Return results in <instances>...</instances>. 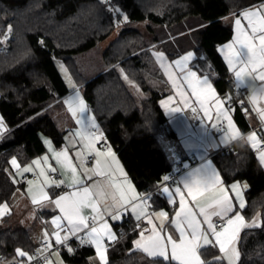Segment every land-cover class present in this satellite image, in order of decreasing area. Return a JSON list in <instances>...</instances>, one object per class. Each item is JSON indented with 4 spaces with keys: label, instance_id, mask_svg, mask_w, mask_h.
Wrapping results in <instances>:
<instances>
[{
    "label": "trees",
    "instance_id": "16d2710c",
    "mask_svg": "<svg viewBox=\"0 0 264 264\" xmlns=\"http://www.w3.org/2000/svg\"><path fill=\"white\" fill-rule=\"evenodd\" d=\"M111 1L127 13L129 22H147L149 28L164 27V32L154 35L152 41L158 42L157 46L170 58L191 49L199 52V67L208 68L241 130L250 131L244 95L236 89L218 46L233 35L227 17L262 0ZM90 23L98 26L89 34ZM115 24L116 17L104 0H0V33L9 26L14 32L8 53L0 43V113L8 129L0 138V202L10 201L19 188L14 180L13 158L27 164L45 154L42 135L50 137L56 147L65 143L66 129L45 110L50 104H59L71 91L56 59L68 63L73 55L95 47L109 36ZM183 30L176 46L173 41H161L169 31L176 34ZM141 34L132 27L121 30L104 51L109 68L104 72L87 79L71 73L77 84H83V96L129 177L139 192L146 194L156 190L163 177L173 171L174 163L158 139L167 122L160 106V99L167 92L151 85L145 76L148 66L139 51L147 42L139 43ZM18 39L23 40L25 48L16 46ZM120 68L142 90L144 97L140 102L123 81ZM212 158L226 183L247 181V205L243 209L246 219L251 221L258 214L262 218L260 227L242 230L238 264H264V168L255 151L240 139ZM151 203L153 208H166L173 213V206L162 196L154 194ZM114 228L119 236L108 249L107 264H151L153 257L134 249L139 230L130 217L116 222ZM35 245L24 227L0 225V263L13 258L18 248L33 252ZM58 254L64 264H101L93 258L95 249L89 245H78L72 252L63 250ZM216 256L218 251L212 247L202 258L212 260ZM221 264L227 263L222 260Z\"/></svg>",
    "mask_w": 264,
    "mask_h": 264
},
{
    "label": "crops",
    "instance_id": "0c3cea01",
    "mask_svg": "<svg viewBox=\"0 0 264 264\" xmlns=\"http://www.w3.org/2000/svg\"><path fill=\"white\" fill-rule=\"evenodd\" d=\"M261 6H264V0L256 2L228 16L227 21L230 22L233 26V35L228 41L218 46V51L220 52L228 69L233 75L236 89L240 90L244 95V101L246 103V108H245L246 114L248 121L251 125L250 131L246 133H244L241 130L240 126L235 120L232 112V108L227 103V99L224 96L220 95V93L216 89L212 77H210L208 74L204 72L203 73L200 72V70L198 69V63L196 61L197 56L194 51L188 50L186 52L181 53L179 56L175 58H170L164 52L159 51L164 54L163 59L162 60L159 59L160 65H163L161 67L163 68L162 71H163L164 79L162 80V84L159 83L158 86L161 88H166L165 92H167L160 99V106L167 118V122L164 126V128L166 129L165 136L171 139V142L169 141V143L165 145L166 146L165 148L163 145L162 146L164 151L170 158V160L174 163L173 171L182 168L183 172L181 173L179 179L182 176L186 178V174L188 172H190L193 169L201 167L202 164L207 163L210 166L209 170H215L219 174L220 180L222 182L221 184L215 186H205L204 181L198 180L197 183L193 186L192 195H189L188 190L184 188L182 184L179 185L168 184L163 180L162 183L159 184L158 188L154 192L142 194L141 192H139L135 183L129 177L126 168L124 167L121 159L116 153H115V159L119 162L118 167L119 169H122V172L115 170L117 166L112 165L111 168L97 169V171L102 172V174L94 175L92 169L96 168L95 159L91 164L87 163L86 158L82 154V151L84 149L83 148L81 149L82 144L83 143L85 144V139L81 135H76V133H83V134L85 133V129L82 130L79 126V125H83L84 123L81 122L80 124L77 123L75 124L74 121H67L66 127H64L66 129L65 143L62 147H56V145L54 144L53 140L50 137L42 135V140L46 147V152L42 156L38 157L41 158L40 160H36L35 158L27 164H20L17 159L13 158L17 161V165L19 166L20 169L31 166L32 171L18 172L17 167L12 165L14 171V180L16 183L19 184V188L16 189L10 201L0 202V205H3L5 203L8 205L7 210L3 213H0V225L5 227L15 226V225L24 227L28 231L32 240L35 243H37L41 239L56 240V233H59L61 238H63V236L65 235H68L69 239L80 233H83L85 236H87V233L88 231H90V228L92 226V223L90 221H89L88 229H81L76 233V235L73 236L67 230L69 225L67 224L66 220L60 219L57 221V223H53V220H56L57 217H62L63 214L60 213L59 209L55 208L53 204H50L48 201H43L41 197L42 191L47 192L50 198L53 192L52 187L44 184V177L40 175L41 169L45 171L49 180L57 179L58 174L60 172H63V175L59 176V178L64 179L66 182H71L72 181L71 166H75L77 168V178L83 181L85 186L91 189V196L93 202L97 203V208L100 210H102L106 205H111L113 203V197L115 196L118 199L121 193H124L126 197H131L133 194L137 196H147V195L153 196L154 194L161 192L163 187L165 186H170V189L172 191H174L176 186H179L181 187V191L185 199L186 207L190 209L193 214H196L197 220L202 222L203 217L198 215L200 207H205L208 204L212 203L216 198H218L220 195V191H219L220 187H223L226 194L230 198H233L235 196V192L231 190V186L233 184L240 186L238 191L241 192L244 204L246 206L247 205L246 189L248 188L247 181L236 180L231 183H226L212 156L214 153L228 147L232 142L238 139L243 140L244 142L249 144L250 147L255 151L258 159L260 153L264 152V150H258L260 135L264 133V116H262V113H264V98L259 97L260 91L264 89V80H260L258 78L259 73L262 71V69L259 67V64H257L256 71H251L252 66L249 65L247 66V69L242 77L243 82L237 81L235 77V71L239 70V68L242 67V65L236 63L235 67H229L228 58H227L228 50L225 47L227 44L233 43L235 40L237 33H236L234 20L235 18H240L238 14L244 12L245 10H257ZM247 23H248L247 20L244 19L241 20L242 26L246 27ZM249 34H250V30H249ZM234 47H239V45L234 44ZM189 51L193 52V59L187 62L188 67L192 71L196 72L197 77H199L201 80L205 76L209 78V82L211 83L212 88L215 90L216 96L219 97L221 100V106L225 111L228 112L229 116L231 117L233 131L236 134L235 139L230 138L231 133L229 132L228 129V121L223 119L222 117L219 120L217 119L216 109L214 107L215 100H213L210 97L208 90L201 88L199 85H196L197 88L201 91L202 95L208 97L207 107L211 109L210 111L211 119H209L208 116H206L205 113L200 109L199 104L197 103V98L194 95H192V89L189 87L185 79V72L182 71L181 68L175 64L176 60L181 59ZM159 87L157 88L160 89ZM178 92H183L185 94V98L189 101L188 106H185L180 103L181 97L178 95ZM253 93L257 94L255 103H253L252 100ZM169 97H172V102L168 105L167 108H165L164 106H162L161 102L168 101ZM88 107L90 108L89 105ZM192 107H195L197 109L195 113L192 111ZM171 108H179L180 110L177 112H172L170 111ZM194 114H197L198 118H195ZM213 124H216L217 127L213 128L212 127ZM181 130L200 132L202 135L198 139L197 138L190 139V138L182 137ZM252 136H254L255 139H249V137ZM226 137H227V142H225ZM47 142H50V144ZM99 145H100L99 151L107 150V148L102 149L103 141L99 142ZM78 150H80V152ZM57 152L67 153V160H65L64 156H61L60 157L61 163H58L55 158V154ZM78 152L81 155L77 156ZM45 157H47L46 163H45ZM99 159L102 162L105 160H109V161L111 160L110 157H105V156H101L99 157ZM33 161H40V164L39 165L33 164ZM179 161H182L183 163L181 165H178ZM81 164L83 165V167H80ZM262 166L264 168V165ZM51 168H56L57 172L55 173L51 172L50 170ZM85 172H87V175H85ZM53 173L56 174L55 177L51 176V174ZM170 173H168L166 176H169ZM25 174L37 175L38 178L29 179L32 181L31 185L28 184L29 180L26 183H20L19 182L20 178ZM88 176H92V179L88 180L87 179ZM125 177L127 179V183L124 182ZM129 185L131 186V190H129ZM244 185H247V187H244ZM76 190H77L76 188H67L64 186H62L61 189H55L58 195H63ZM99 191L103 192L104 194L103 197L98 196L96 194ZM33 197L37 199L38 203L36 204L33 203ZM164 198L166 199V197ZM173 199L175 201L174 204L169 203L166 199L168 204L170 206H173L174 208L172 214H170L169 210H167L166 208H161V207L153 208L151 201L148 202L150 206L146 208V211L150 214L153 212H161V211L168 213L167 218L164 217L157 218L154 215L152 216L153 223L158 228L161 224H163L167 229L168 233H172L174 231V229L172 227H169L168 225L170 221L176 219L175 211L179 210L178 205H179L180 197L174 196ZM134 203H139V201H135ZM238 203H239L238 201L233 200L234 208L238 206ZM125 207L127 208V211L124 213V216L122 217L121 220H123L125 217H130L135 222L136 227H137V223H139V227H137L139 231L134 239V241H136L137 239H140V231L142 229H150L152 225L147 223V217H142V219L138 222L135 219V213L132 212L130 203L126 202ZM243 209H240V214L244 217V224L254 225L260 221L259 220L260 217L258 215L251 221H248L243 213ZM83 215L89 217L90 219L93 215H96V213H93L91 209H84ZM212 219L214 222H216L218 218L214 216L212 217ZM105 221L108 223L109 228L114 233L116 239H118L119 234L115 230L114 224L120 221L112 220L105 213L103 214V220L97 219L95 226L99 228L102 226L103 222ZM246 228L248 227H244L243 225L237 226L238 239L242 230ZM144 234L146 237L148 235H151L150 232H145ZM212 239L214 241V238ZM134 241H133L134 249L139 250L136 248ZM113 242L114 241L108 239L107 235H104L101 241L102 250H105V256L107 261H108V249ZM88 245L95 249V255L93 258L97 261H100L99 256L96 253L95 244L88 243ZM234 247L239 252L238 240L237 242H235ZM213 248H215L218 251V256L224 257L223 260L228 264V259L225 253L219 252V245H215V247ZM20 250L25 251L23 249ZM25 252L27 255L24 258L18 257L17 254H15L13 258L5 260L3 263L0 264H9V262L16 260L22 261V264H25V262L28 260V256H32L34 251L33 252L25 251ZM60 259L62 260L61 257ZM55 261L56 264H58L56 259ZM238 261H236L235 264H238Z\"/></svg>",
    "mask_w": 264,
    "mask_h": 264
},
{
    "label": "snow or ice",
    "instance_id": "6c2138e0",
    "mask_svg": "<svg viewBox=\"0 0 264 264\" xmlns=\"http://www.w3.org/2000/svg\"><path fill=\"white\" fill-rule=\"evenodd\" d=\"M107 5H111V0H104ZM112 11L117 14V19L119 20L118 8H112ZM240 18H235L234 23L236 27V37L233 43L227 44L225 47L228 50V63L229 67H235V64L238 63L242 65L239 70L235 71V77L237 81L243 82L242 77L247 69V66L251 65V71H256V65L259 64V67L262 71L259 73L258 78L264 80V6H261L257 10H245L244 12L238 14ZM124 21H127V16L123 17ZM247 20V26L244 27L241 24V20ZM250 30V34H249ZM8 33L12 32L11 26L8 27ZM0 35H5L0 33ZM7 39V35H5ZM258 41V43H257ZM42 43V41H41ZM239 45V47H234ZM246 50V51H245ZM157 59H163L164 54L161 52L153 53ZM193 59V52L189 51L181 59L176 60L175 64L185 72V79L192 89V95L197 98V103L199 104L200 109L211 119L210 111L207 107L208 97L203 96L201 91L197 88L196 85H199L201 88L207 89L210 97L215 100V109L217 119L221 117L228 121V129L231 133V139L236 138V134L233 131V126L231 122V117L228 112L223 109L221 106V100L216 96L215 90L212 88L209 78L205 76L202 80L197 77L196 72L192 71L187 62ZM163 66V65H161ZM62 70L67 72L66 69ZM121 72L123 70L121 69ZM127 79V76L124 77ZM178 95L181 97L180 103L188 106L189 101L185 98L183 92H178ZM260 98H264V89L259 93ZM257 98V94L253 93V103ZM172 102V97H169L168 101H162L161 104L165 108ZM80 111L85 110L83 101H79ZM179 108H171L170 111L177 112ZM73 115H75V110L72 109ZM192 111L195 113L197 109L192 107ZM264 116V113H262ZM78 123L80 121H77ZM213 128H216L217 125L213 124ZM8 131L7 127L3 122V118L0 117V138L4 137V133ZM76 135L84 136L89 143L86 145L90 150L93 149V144L96 141H103V133L99 131L98 125L93 119L91 121V130L84 135L83 133H76ZM182 137L186 138H199L202 134L200 132H192L189 130H181ZM249 139H255L254 136L249 137ZM225 142H227V137ZM50 144V142H47ZM106 151L95 150V164L96 168L92 169L94 175H101L102 172L97 171L100 168H111L112 165H116V169L122 172V169H119V162L115 159V153L112 152L110 146H106ZM80 153H77L79 156ZM64 156L67 160V153L57 152L55 158L58 163H61L60 157ZM105 156L110 157L111 160L101 161L99 157ZM47 162V157H45V163ZM259 162L261 165H264V152L259 155ZM11 164L17 167L18 172H30L32 171L31 166L24 167L20 169L17 165V161L13 159ZM33 164L39 165L40 161H33ZM80 167H83L81 164ZM209 164H202L201 167L191 170L186 174L185 177H181L179 180L170 177L164 176L163 180L165 182L172 181V184L179 185L182 184L184 188L188 190L189 195L193 193V186L197 183L198 180L204 181L205 186H215L221 184L220 176L215 170H209ZM51 172H57L56 168H51ZM40 175L44 177V184L53 188L52 196L50 198L47 192H41V197L43 201H48L50 204H53L55 208H58L62 217H57L56 220H53V223H57L58 220L63 219L67 221L68 232L73 236L76 235L81 229L89 228V217L83 215L84 209H91L93 215L90 219L92 221V226L90 231H88L86 238L81 239V243H90L95 244L96 253L99 256L101 264H107L105 250H102L101 241L104 235H107L108 239L115 241L116 237L114 233L109 228L108 223L103 222L101 227H96L97 219L103 220V214H107L114 221H121L124 213L127 211L125 207L126 202L131 204L132 212L135 213V219L139 222L142 217H147V223L152 225L150 229H142L140 231V239L134 241V244L137 249L146 253L147 256L153 257L151 264H221V261L224 257L216 256L212 260L202 259V256H205L209 249L219 245V252L225 253L228 264H235L239 260V252L235 249L234 244L238 240L237 226L243 225L244 227H253L252 224H244V217L240 214V209L245 207L242 194L239 189V185L233 184L231 190L235 192V196L230 198L223 187H220V195L212 203L208 204L205 207H200L199 216L203 217V221L196 219V214H193L190 209L186 207L185 199L181 191V187L176 186L174 191L170 189V186L163 187L162 191L157 193L158 196L166 197L169 203H175L173 197L179 196V210L175 211V220L169 222V227H172L174 231L168 233L167 229L163 224L159 228L153 223L152 216L157 218L164 217L167 218L168 213L166 212H153L148 213L146 208L150 205L149 201L152 200L151 195L147 196H137L133 194L131 197H126L124 193H121L117 199L113 197V203L111 205H106L102 210L97 208V203L93 202L91 196V189L85 186L84 182L77 178V168L71 166V176L72 181L66 182L64 179H60L59 176L63 175V172L58 174V178L54 180H49L45 171L41 169ZM87 175V172H85ZM88 180L92 179V176L87 177ZM125 183L127 179L125 177ZM28 184L31 185L32 181L29 180ZM62 186L67 188H76V191L66 193L63 195H58L55 189H61ZM247 187V185H244ZM129 190L131 186L129 185ZM198 190V189H197ZM134 191V190H132ZM98 196L103 197V192L99 191L96 193ZM233 200L238 201V206L234 208ZM139 201V203H134ZM33 203H38L37 199L33 197ZM43 206V205H42ZM8 205L5 203L0 205V213H3L7 210ZM55 210V209H53ZM217 217V221L214 222L212 217ZM186 226V227H185ZM139 227V223H137ZM145 232H150L151 235L145 236ZM178 233V235H177ZM47 235V234H45ZM214 238V241L213 239ZM69 236L65 235L63 238L56 233V244L67 246ZM146 241V242H145ZM47 245V241H45ZM50 247V245H47ZM227 246V247H226ZM68 252H72V248H67ZM16 254L18 257L24 258L27 254L25 251L16 249ZM58 255V253H57ZM32 256H28V260H31ZM3 261V257H0V262ZM9 264H22V261L16 260L11 261ZM39 264V261L37 262ZM44 264H51L48 257H44ZM58 264H63L62 261H59Z\"/></svg>",
    "mask_w": 264,
    "mask_h": 264
},
{
    "label": "rangeland",
    "instance_id": "374dc122",
    "mask_svg": "<svg viewBox=\"0 0 264 264\" xmlns=\"http://www.w3.org/2000/svg\"><path fill=\"white\" fill-rule=\"evenodd\" d=\"M109 8L111 10H112V8H118L120 10L119 20L117 19V14L112 11L114 16L116 17V24H115L116 26L112 30V32L109 34V36H107L105 39L100 41L95 47L89 49L88 51H84L82 53H78V54L73 55L70 58V60L68 61V63H66L62 59H56V64L58 66V69L61 72L64 79L66 80L71 91L68 95H66V97L64 96L65 99H64V97L61 99V101L62 100L63 101L59 102V104H54V105L50 104L49 106H47L45 108V110L47 112H49L51 115H53L55 117V119L57 120V122L59 123L60 126L66 127L67 121H74L75 124L76 123L80 124L81 122L84 123L83 125H79L82 130L85 129L84 135H86L91 130V121L93 119L95 120V123L98 125L99 131L102 132L103 134H104V132H103L97 118L93 114L91 108L88 107V104H87V102L83 96V92L81 90V87L83 84H81V83L77 84V81L74 78V76L72 75L71 71L74 72L76 77L80 76L82 79H87V78L94 77L95 75H97L99 73L104 72L106 69H109V68H107V65H106V62L104 59V51L106 50V48L110 47L112 45V42H114L120 36L121 30L123 28L132 27V28L138 29L142 33L141 34L142 37H141L140 41H139V38H136V40H138L140 44L142 42H145V43L147 42V45L145 46L143 51H139V53L142 54L141 58L146 63V66H148L147 68H145V76H147L149 83L157 88V87H159L158 84L159 83L162 84V80L164 79L163 71H162L163 68L161 67V65L159 63V59H157V57L155 55H153V53H155L157 51L158 52L159 51L164 52V51L161 49V47L159 48L157 46L158 42L153 43L152 40L154 38V35L161 34L162 32H164L165 28L162 26H159V25H153V26L151 25V28H149V27H147V22H136V21L135 22H129V19H127V21H124L123 17L127 16V13L119 5H117L116 3L112 2V1H111V5L109 6ZM127 18H128V16H127ZM97 26L98 25H95L94 23H90V28L88 29L87 32L90 34L92 31H94V29L97 28ZM7 30H8V28H7ZM7 30L4 32V34L7 33L6 34L7 39L4 38L3 39L4 41H2V42L0 41V43L2 44L3 48L7 49V50L6 49H4V50H6L5 52L8 53L9 48L11 47V44L9 41H10V39H12L14 37V32L12 30L11 34H9ZM184 32L185 31L183 30L180 33L178 32L176 34H172L169 31L168 32L169 36L167 35V38H166V36H165V38L163 37L161 39V41L166 42V41L170 40V41H173V43L176 46L175 41H176L177 37L182 35ZM166 33H167V31H166ZM2 36H4V35H2ZM2 36L0 37V39L2 38ZM14 43L16 44L17 47L21 46V47L25 48V44L23 43L22 39H18L17 41L15 40ZM191 50L196 53V56H197L196 59L201 56L199 54V52H197L193 49H191ZM61 66H63V69H66L67 72L63 71ZM121 69L122 68H120L119 71H120V75H121L123 81L126 83L127 87L130 89L135 100L137 102H140L142 97H144L142 90L140 89L138 84L127 75L126 71H124L122 69L123 72H121ZM198 69L200 70V72H202V73L204 72L211 77V74L208 72V68L203 69L202 67H199V64H198ZM125 76H127V79L124 78ZM159 88L161 89V91L162 90L165 91V89H166V88H161V87H159ZM80 100L83 101V105L85 108V110L83 112L80 111V105H79ZM72 109L75 110V115H73ZM0 117H2L1 113H0ZM77 121H80V122L78 123ZM165 134H166V129H164V131L158 135V139L160 140V142L164 146V148L166 147L165 145L167 143H169V141L171 142V139L168 138L167 136H165ZM103 136H104V141H106L110 144V142L107 141V139H106V135L104 134ZM99 142H101V141L94 142L93 149L90 150L86 146L89 142L85 139V144L84 143L82 144L81 149L83 148L84 149L83 151H85L88 155H95V150H100ZM110 147H111L112 152L116 153L115 148L113 147L112 144H110ZM78 151L80 152V150H78ZM40 159L41 158H38V157L36 158V160H40ZM258 216L260 217L259 214H258ZM259 220L260 221L258 223L254 224V227H250V228L260 227L262 224V218L260 217ZM57 253L58 252H55L53 254L52 258H54V259H51V264H56L55 259L57 260V263L59 261H62L60 259L59 255H57Z\"/></svg>",
    "mask_w": 264,
    "mask_h": 264
},
{
    "label": "built area",
    "instance_id": "2783aa9c",
    "mask_svg": "<svg viewBox=\"0 0 264 264\" xmlns=\"http://www.w3.org/2000/svg\"><path fill=\"white\" fill-rule=\"evenodd\" d=\"M5 35L2 36V38L0 39L1 42L4 41L3 39L5 38ZM194 117L198 118V115L194 114ZM106 146H110V145L108 142L103 141L102 149H105ZM258 150H264V133H262L260 135ZM82 154L86 158V161L88 164H91L93 162V160H94L93 155H88L85 151H83ZM182 163H183L182 161H179L178 165H181ZM182 172H183V169L179 168V169L171 172L169 176L179 180V177H180ZM51 176L55 177L56 174L53 173V174H51ZM31 178L37 179L38 176L25 174L24 176H22L20 178L19 182L20 183H26ZM167 183L172 184V181L170 180ZM149 193H152V192H149ZM89 221L92 223L91 219H89ZM82 238H86V236L83 233L77 234L76 236H74L68 240L67 246L56 244V240L41 239L35 245V249H34V252L32 255V259L27 260L25 262V264H37L38 261H39V264H44V257L47 256L49 261H51L52 256L55 252H62L63 250H67L68 247L73 248V247L78 246V245L87 246L88 243H81ZM45 241H47V245H50V247L45 244ZM0 257H1V254H0Z\"/></svg>",
    "mask_w": 264,
    "mask_h": 264
},
{
    "label": "bare ground",
    "instance_id": "6f19581e",
    "mask_svg": "<svg viewBox=\"0 0 264 264\" xmlns=\"http://www.w3.org/2000/svg\"><path fill=\"white\" fill-rule=\"evenodd\" d=\"M6 34H7V33H6ZM10 34H11V33H10ZM8 38H9V37H8ZM10 38H11V37H10ZM0 41H1V40H0ZM104 134H105V133H104ZM104 134H103V135H104ZM106 139H107V138H106ZM103 141H104V140H103ZM107 141H108V139H107ZM109 145H110V144H109ZM93 161H94V160H93ZM166 183H167V182H166ZM50 240H51V239H50Z\"/></svg>",
    "mask_w": 264,
    "mask_h": 264
}]
</instances>
